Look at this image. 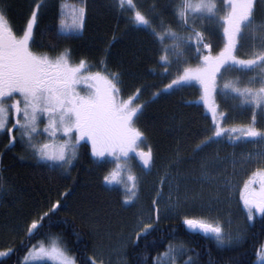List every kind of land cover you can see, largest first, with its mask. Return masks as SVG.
<instances>
[{
    "label": "trees",
    "instance_id": "1",
    "mask_svg": "<svg viewBox=\"0 0 264 264\" xmlns=\"http://www.w3.org/2000/svg\"><path fill=\"white\" fill-rule=\"evenodd\" d=\"M200 1L0 0V12L17 36L36 13L30 39L34 52L67 53L92 72L113 73L122 98L117 104L131 99L134 104L123 130L116 129L109 115L91 146L81 143L63 164L39 161L17 129L13 135L7 129L0 132V264H51L26 263L31 250L51 243L76 264H103L98 261L101 250L113 245L122 253L120 264H168L175 245L187 249L179 263L256 262L264 245V207L261 213L250 210L253 218L245 224L242 240L231 244L187 229L172 216L138 229L142 210H150L149 199L160 181L150 180L146 170L141 173L140 189L151 192L146 197L142 192L141 206L119 186L105 184L111 161L91 155L93 146L98 151L122 149L138 156L146 169L149 161L141 159L145 153L159 169L158 180L170 165L217 139L219 126L205 113L199 83L177 84L186 80L185 74L201 72L213 58L228 56L224 31L233 0H208L213 8L206 14ZM72 8L83 9V18L70 22L66 15ZM139 16L145 24L139 23ZM237 29L230 58L252 64L245 69L223 64L215 100L220 115L230 121L244 117L242 122L250 123L259 112L253 90L264 88V0H254L251 15ZM250 97L255 100L248 106ZM141 142L145 148L135 151ZM127 147L132 151H125Z\"/></svg>",
    "mask_w": 264,
    "mask_h": 264
},
{
    "label": "rangeland",
    "instance_id": "2",
    "mask_svg": "<svg viewBox=\"0 0 264 264\" xmlns=\"http://www.w3.org/2000/svg\"><path fill=\"white\" fill-rule=\"evenodd\" d=\"M253 3L254 0L230 2L224 31V52L228 56L212 61L204 74L192 71L185 74V81L179 79L177 82L178 85L195 81L199 83L205 113L219 126L215 141L183 159V162L170 165L158 180L155 176L159 169L155 168L151 157L146 159L149 163L145 169L140 158H135L132 152L122 153V149H116L115 152L98 151L96 146L93 149L91 147L94 159L111 161L112 170L105 184L119 186L136 204H140L142 192L145 197L147 192L151 193L141 186L142 191L138 183L144 170L149 173L150 180L156 184L160 181L149 199L150 210H142L138 229L163 217L172 216L183 220L187 229L207 232L231 244L242 240L245 224L253 218L250 210L262 212L264 88L260 87L259 93L253 90L254 97L256 94L259 97V112L257 116L253 114V122L250 123H243L244 117L230 121L224 114L217 115L215 100L217 71H220L223 64L244 69L252 64L251 61H235L230 57L236 46L237 27L251 15ZM212 8L208 0L200 1V10L205 14ZM35 17L36 13L28 20L20 37V53L13 69L14 95L6 97L8 102H0V132L7 129L13 135L17 129L19 136L27 141L28 147L34 148L35 157L39 161L63 164L73 158L81 143L91 146L97 129L103 128L105 121H109V115L115 118L113 124L116 129L123 130L122 123L127 118L128 108L134 104L131 103L132 99L125 102L120 100V104H117L121 96L115 86L118 80L113 73L92 72L87 64L71 61L67 53L50 56L34 52L30 47V39L34 32ZM66 18L70 22L83 18V9L72 8ZM139 23L145 24L140 16ZM63 30L66 31L65 28ZM45 69L55 70L58 79L63 81V87L55 89L50 97L39 94L40 89L47 86L46 76H40V72ZM254 97H250L248 106L253 104ZM143 148L144 143L141 142L134 150L139 152ZM132 149L127 147L124 150ZM117 247L113 245L108 250L105 247L98 261L103 264H120L122 253ZM186 251L182 245L173 246L167 256L168 264H186L179 263L180 256ZM36 260L51 264H76L72 257L58 248L57 243H51L48 248L31 250L26 263ZM254 264H264V245Z\"/></svg>",
    "mask_w": 264,
    "mask_h": 264
},
{
    "label": "flooded vegetation",
    "instance_id": "3",
    "mask_svg": "<svg viewBox=\"0 0 264 264\" xmlns=\"http://www.w3.org/2000/svg\"><path fill=\"white\" fill-rule=\"evenodd\" d=\"M20 36L15 35L8 27L5 18L0 12V102L6 101V97L14 95L13 84L15 73L13 72L14 63L18 61L21 46L19 45ZM44 71V72H43ZM40 72V76H46L47 86L40 89L44 96L54 94L53 91L58 87H63V81L58 79L55 70L45 69Z\"/></svg>",
    "mask_w": 264,
    "mask_h": 264
},
{
    "label": "crops",
    "instance_id": "4",
    "mask_svg": "<svg viewBox=\"0 0 264 264\" xmlns=\"http://www.w3.org/2000/svg\"><path fill=\"white\" fill-rule=\"evenodd\" d=\"M240 25H241V22H240ZM240 25H239V26H240ZM239 26H238V27H239ZM238 27H237V28H238ZM237 31H238V29H237ZM234 37H235V35H234ZM221 58H222V56H220V57L214 59L213 61H215V60H221ZM209 65H210V63H209L206 67H203V68H202L203 70H202L201 72H199V73L204 74L205 71L208 69ZM217 72H218V71H217Z\"/></svg>",
    "mask_w": 264,
    "mask_h": 264
}]
</instances>
